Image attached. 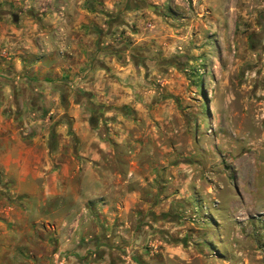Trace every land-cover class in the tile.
Segmentation results:
<instances>
[{
  "label": "rangeland",
  "instance_id": "obj_1",
  "mask_svg": "<svg viewBox=\"0 0 264 264\" xmlns=\"http://www.w3.org/2000/svg\"><path fill=\"white\" fill-rule=\"evenodd\" d=\"M95 2L129 71L90 122L106 179L2 201L0 264H264V0Z\"/></svg>",
  "mask_w": 264,
  "mask_h": 264
},
{
  "label": "crops",
  "instance_id": "obj_2",
  "mask_svg": "<svg viewBox=\"0 0 264 264\" xmlns=\"http://www.w3.org/2000/svg\"><path fill=\"white\" fill-rule=\"evenodd\" d=\"M30 2L34 19H0V203L29 210L65 199L74 181H105L90 122L123 96L129 73L104 46L105 19L83 10L95 0Z\"/></svg>",
  "mask_w": 264,
  "mask_h": 264
},
{
  "label": "water",
  "instance_id": "obj_3",
  "mask_svg": "<svg viewBox=\"0 0 264 264\" xmlns=\"http://www.w3.org/2000/svg\"><path fill=\"white\" fill-rule=\"evenodd\" d=\"M12 20H13V22H16L17 21V15L16 14H13Z\"/></svg>",
  "mask_w": 264,
  "mask_h": 264
},
{
  "label": "trees",
  "instance_id": "obj_4",
  "mask_svg": "<svg viewBox=\"0 0 264 264\" xmlns=\"http://www.w3.org/2000/svg\"><path fill=\"white\" fill-rule=\"evenodd\" d=\"M91 124H93V119L91 120Z\"/></svg>",
  "mask_w": 264,
  "mask_h": 264
}]
</instances>
